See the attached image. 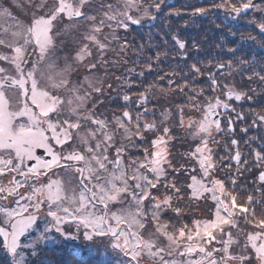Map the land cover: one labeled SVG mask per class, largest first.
Instances as JSON below:
<instances>
[{
    "label": "snow or ice",
    "instance_id": "snow-or-ice-1",
    "mask_svg": "<svg viewBox=\"0 0 264 264\" xmlns=\"http://www.w3.org/2000/svg\"><path fill=\"white\" fill-rule=\"evenodd\" d=\"M197 4L0 0V264H264V0Z\"/></svg>",
    "mask_w": 264,
    "mask_h": 264
},
{
    "label": "flooded vegetation",
    "instance_id": "flooded-vegetation-1",
    "mask_svg": "<svg viewBox=\"0 0 264 264\" xmlns=\"http://www.w3.org/2000/svg\"><path fill=\"white\" fill-rule=\"evenodd\" d=\"M168 3L177 8H179L183 4H193L199 6L197 4V0H168ZM165 11H167V9ZM185 19H187V17H173L171 20L168 21V23L171 24V27L173 29H179L191 36H202L206 34L209 37V45L207 47H210L212 44L219 42V38L222 34L219 31L215 30L211 23L214 17L210 16L207 19L196 18L194 22L189 21L188 26L186 28L184 27ZM215 23L220 24L221 21L219 19H216ZM232 30L236 31V28H233ZM240 31L247 32L249 31V29L242 27ZM239 34L240 32H237V35ZM225 39L228 41H232L234 38L227 36L225 37ZM226 46L231 47L232 44L228 43Z\"/></svg>",
    "mask_w": 264,
    "mask_h": 264
},
{
    "label": "rangeland",
    "instance_id": "rangeland-1",
    "mask_svg": "<svg viewBox=\"0 0 264 264\" xmlns=\"http://www.w3.org/2000/svg\"><path fill=\"white\" fill-rule=\"evenodd\" d=\"M72 252L73 255L75 253L73 245H64L63 248L56 250V257L59 258L61 261H66L68 264H72L73 258L67 257V254Z\"/></svg>",
    "mask_w": 264,
    "mask_h": 264
},
{
    "label": "trees",
    "instance_id": "trees-1",
    "mask_svg": "<svg viewBox=\"0 0 264 264\" xmlns=\"http://www.w3.org/2000/svg\"><path fill=\"white\" fill-rule=\"evenodd\" d=\"M73 256H74V255H73L72 252H69V253L67 254V257H69V258H71V259L73 258Z\"/></svg>",
    "mask_w": 264,
    "mask_h": 264
}]
</instances>
